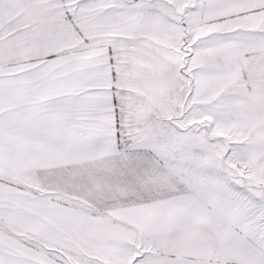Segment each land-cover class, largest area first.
<instances>
[{
    "label": "snow or ice",
    "instance_id": "6c2138e0",
    "mask_svg": "<svg viewBox=\"0 0 264 264\" xmlns=\"http://www.w3.org/2000/svg\"><path fill=\"white\" fill-rule=\"evenodd\" d=\"M0 264H264V0H0Z\"/></svg>",
    "mask_w": 264,
    "mask_h": 264
}]
</instances>
